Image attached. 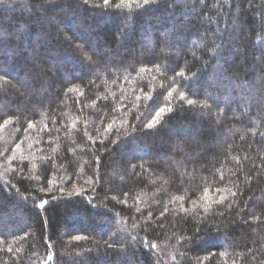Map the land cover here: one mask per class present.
Masks as SVG:
<instances>
[{
	"label": "trees",
	"instance_id": "16d2710c",
	"mask_svg": "<svg viewBox=\"0 0 264 264\" xmlns=\"http://www.w3.org/2000/svg\"><path fill=\"white\" fill-rule=\"evenodd\" d=\"M0 264H264V0H0Z\"/></svg>",
	"mask_w": 264,
	"mask_h": 264
},
{
	"label": "snow or ice",
	"instance_id": "6c2138e0",
	"mask_svg": "<svg viewBox=\"0 0 264 264\" xmlns=\"http://www.w3.org/2000/svg\"><path fill=\"white\" fill-rule=\"evenodd\" d=\"M108 2V0H105V3H107ZM189 103H192V101H189ZM41 206H43V205H41Z\"/></svg>",
	"mask_w": 264,
	"mask_h": 264
}]
</instances>
